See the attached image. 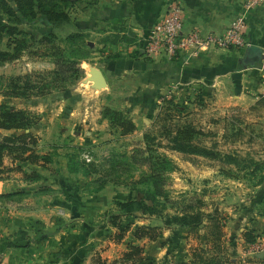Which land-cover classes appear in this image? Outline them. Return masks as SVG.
Masks as SVG:
<instances>
[{
  "label": "rangeland",
  "instance_id": "1",
  "mask_svg": "<svg viewBox=\"0 0 264 264\" xmlns=\"http://www.w3.org/2000/svg\"><path fill=\"white\" fill-rule=\"evenodd\" d=\"M99 1L75 0L69 22L52 24L39 15L17 23L22 33L0 35V51L9 55L0 58V101L28 113L33 123L26 132L37 138L35 150L52 158L47 165L41 160L25 166L44 173L31 186L35 205L50 201L65 206L67 220L78 221L81 232L94 239L95 264H264V227L258 218L264 216V96L241 106L220 98V86L211 82L179 78L157 88L139 75L116 78L110 72L111 87L90 93L82 83L87 72L81 64L74 79L58 81L59 56L88 54L80 63L89 62L98 56L89 41H122L120 33L102 38L84 32ZM10 54L17 56L11 59ZM110 60L94 62L108 67ZM17 77L19 85L28 82L31 87L13 99L10 91ZM106 107L121 111L136 124L135 130L122 134L120 122L105 118ZM86 113L88 120H83ZM179 143L184 150L176 149ZM139 149L144 150L141 155ZM151 155L170 161L164 171L168 198L158 203L156 213L136 204L121 206L119 201L143 199L148 185L138 181L149 168L139 159ZM19 163L5 156L0 178L20 180L14 176L19 171L8 170ZM25 196L19 192L16 199ZM199 209L216 214L221 229L207 219L195 229L165 223ZM143 226L152 228L151 237L135 236ZM81 237V245L89 246L91 238ZM109 240L120 248L104 256ZM255 245H261L259 252L251 249Z\"/></svg>",
  "mask_w": 264,
  "mask_h": 264
},
{
  "label": "crops",
  "instance_id": "2",
  "mask_svg": "<svg viewBox=\"0 0 264 264\" xmlns=\"http://www.w3.org/2000/svg\"><path fill=\"white\" fill-rule=\"evenodd\" d=\"M169 1L100 0L93 5L87 19L91 26L84 32L96 33L102 38L120 33L122 38L118 42L105 39L89 41L98 55L90 58L89 63L104 71L109 86L107 73L110 72V76L116 78L139 75L147 85L157 88L168 86L179 78L211 82L220 86V98H229L228 102L241 106L254 104L264 96V3L247 13V47L204 51L195 56L183 54L174 61L153 59L137 50V43L164 17ZM178 1L185 8L186 30L199 29L203 33L220 34L244 13L243 0ZM249 47L262 50L261 62L257 66L244 62ZM105 57H111L108 67L103 66L101 61L94 62ZM148 59L155 61L148 62ZM86 109L89 112V107ZM82 116L83 120H88V113ZM103 124H107V121L103 120ZM23 132L20 129L0 128V138L18 136ZM14 176L20 180H14L12 176L0 178V264H95L93 256L97 252L91 245L94 239L85 231L81 232L78 221L67 220L65 206L51 205L49 201L50 205L37 207L33 198L35 193L30 190L38 182L24 180L22 172ZM19 192L26 196L16 199ZM258 218L259 227H264V216ZM82 234L91 238L89 246L81 245ZM108 243L110 246L102 255L112 256L111 252L118 251L120 247L110 240Z\"/></svg>",
  "mask_w": 264,
  "mask_h": 264
},
{
  "label": "trees",
  "instance_id": "3",
  "mask_svg": "<svg viewBox=\"0 0 264 264\" xmlns=\"http://www.w3.org/2000/svg\"><path fill=\"white\" fill-rule=\"evenodd\" d=\"M74 3L75 0H0V35L6 34L12 37L15 34L22 33L17 23L22 19H36L39 15H44L52 24L69 22L71 20L69 11ZM71 37L75 38L74 35ZM247 54H249V58L251 59L258 57V59L253 62L254 65L247 63L248 65L257 66L261 62L262 50L260 48L249 47L247 48ZM7 56H9L8 53L0 51L1 59H9ZM16 56L17 54H10L11 59L16 58ZM87 57L88 54H83L81 56L73 55L69 59L64 56H59V59L56 61L55 71L57 80L67 83L74 79L80 72V62ZM19 79L20 77H17L12 84V91H10L12 97L25 96L27 89L31 87L28 82L24 87L19 85L17 83ZM104 116L111 124L120 122L122 134L132 132L136 128V124L132 120H126L125 115L121 111L106 107ZM32 123V118L25 110L15 109L7 103L0 101V128L20 129L24 131L18 136H3L0 138V173L2 172L1 170L5 169L3 167L4 157L10 156L13 162L18 161L20 163L14 167L15 169L13 167L8 168L9 171L17 170L22 172L25 179H28L27 181L32 180L31 182H37L42 179L43 176L38 171H27L25 169V166L29 163L39 165L42 160L44 162L43 164L47 165L52 161L49 153L40 154L35 150L34 146L37 145V138L31 132H26ZM176 149L184 150V146L179 143ZM136 152L141 155L144 150L139 149ZM132 158L135 160L136 155L134 154ZM139 162V164L146 165L149 168V171L144 173L143 177L138 181L139 184L148 185L147 188L142 191L143 199L140 201H119V204L124 207L136 204L138 207H141V209H148L154 213L158 207V203L163 204L162 199L166 200V198H168L165 190L166 183L164 171L170 161L165 157L159 156V158H156L151 155L148 157H141ZM147 201H150L151 204H148ZM205 219L212 223L216 230L221 229V220L216 214L212 213L210 215H205L200 209L197 211L187 210L181 215L171 216L165 223L169 224L175 222L181 226L195 229L200 227ZM151 229V227L147 226L139 227L135 236L139 239L145 236L151 237V235H149L151 234ZM140 231H142V233H140ZM216 233L220 235L221 231H216ZM133 248H136V246Z\"/></svg>",
  "mask_w": 264,
  "mask_h": 264
},
{
  "label": "built area",
  "instance_id": "4",
  "mask_svg": "<svg viewBox=\"0 0 264 264\" xmlns=\"http://www.w3.org/2000/svg\"><path fill=\"white\" fill-rule=\"evenodd\" d=\"M244 13L237 16L220 33H203L185 29V8L178 0L168 2L164 17L156 22L137 43V50L153 59L177 60L183 54L195 56L211 49H242L247 47V13L264 0H243ZM261 245L251 249L258 251ZM259 252V251H258Z\"/></svg>",
  "mask_w": 264,
  "mask_h": 264
},
{
  "label": "water",
  "instance_id": "5",
  "mask_svg": "<svg viewBox=\"0 0 264 264\" xmlns=\"http://www.w3.org/2000/svg\"><path fill=\"white\" fill-rule=\"evenodd\" d=\"M257 59L258 57H254V59H251L249 58V54H247L244 59V62L246 64L251 63V65H254L253 62ZM81 66L85 67L87 72V77L82 81V83L87 87V90L90 93L101 91L109 87L107 77L102 69L96 67L95 65L87 61L81 63Z\"/></svg>",
  "mask_w": 264,
  "mask_h": 264
}]
</instances>
